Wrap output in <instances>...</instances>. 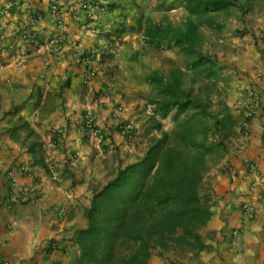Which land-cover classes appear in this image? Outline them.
Masks as SVG:
<instances>
[{
	"label": "crops",
	"instance_id": "1",
	"mask_svg": "<svg viewBox=\"0 0 264 264\" xmlns=\"http://www.w3.org/2000/svg\"><path fill=\"white\" fill-rule=\"evenodd\" d=\"M71 1L0 0V258L78 264L85 209L113 177H105L113 159L131 150L119 122L138 126L141 91L167 98L162 88L190 82L194 71L223 82L225 93L200 185L206 247L174 245L149 264H264V0L198 13L186 0H97L93 15L68 11ZM188 26L192 46L176 36ZM118 102L125 108L114 119ZM87 112L102 142L85 132ZM246 202L254 213L244 219Z\"/></svg>",
	"mask_w": 264,
	"mask_h": 264
},
{
	"label": "trees",
	"instance_id": "2",
	"mask_svg": "<svg viewBox=\"0 0 264 264\" xmlns=\"http://www.w3.org/2000/svg\"><path fill=\"white\" fill-rule=\"evenodd\" d=\"M186 2L191 12L198 13L222 10L238 0ZM184 32L179 30L177 39L192 46V27ZM179 84L167 85L162 91L172 94ZM183 95L184 101L157 102L161 117L177 107L171 132L155 139L141 159L120 167L94 193L85 209L88 226L76 237L81 249L78 264H149L156 250L170 244L199 250L206 247L199 230L210 212L202 204L199 190L206 157L214 145L198 138L200 131L207 137L210 130L208 125L201 128L207 110L193 102L190 92L183 91ZM22 126L29 128L27 122ZM32 134L33 129L28 130V136Z\"/></svg>",
	"mask_w": 264,
	"mask_h": 264
},
{
	"label": "rangeland",
	"instance_id": "3",
	"mask_svg": "<svg viewBox=\"0 0 264 264\" xmlns=\"http://www.w3.org/2000/svg\"><path fill=\"white\" fill-rule=\"evenodd\" d=\"M18 60L23 61L22 58H19ZM192 73L193 74L190 76L191 77L190 82L186 81L187 77H184L183 79H185V83L179 84L178 87L176 88V91L174 90L175 92H173L172 94L168 93L166 95L167 98L166 97L163 98L161 96L162 94L156 93L154 92V90H150V88H147L146 90L140 92L142 93L143 97L146 98L145 101L147 102H145L144 104H140L137 102L134 106H136L135 110H138V113L141 114L140 120L143 119V122L140 123L138 126L135 125L136 133L133 136V138L129 139L126 136H124V138L131 143L130 145L131 150L127 149L126 151H124L122 156L121 154L120 155L118 154V156L115 157V159H113L114 161L112 162L114 164L107 171L105 175L106 178L107 176L114 177L120 167H123L127 164L133 163L141 159L147 152L150 144L155 139H160L164 136L165 133L171 132V130L175 125L174 114L177 110V107H173L172 110L167 115V117H161L160 114L156 111V107H157L156 102H160V101L163 102L165 100L167 101V99L184 101L185 97L183 95V91L190 92L191 97L193 98L192 99L193 102L199 104L201 108L207 110L208 115L206 117L201 118L204 123L201 126V128L203 129L205 128V126L208 125L210 127V130L208 131L209 133L207 134V137H205V134H203V132L200 131V133L198 134V138L200 140H204V142H206L209 145L212 144L215 146V144L218 142V135L220 134L218 131L219 127L217 124L218 114L222 107V99L224 101V97H225V93L219 92L220 91L219 88L222 87L223 82L217 83L214 82V77H207V76L205 77V75L204 76L200 75L199 73L194 71H192ZM205 78L207 79L206 82H204L206 80ZM131 82H135V81L132 80ZM200 83L203 85V88H200L201 86ZM117 87H122V86L118 85ZM114 92L119 93L120 91H114ZM135 93H136L135 91H131L127 93V96L133 95ZM118 103L123 104V106L125 104L124 102L123 103L118 102ZM191 113L189 111L187 114L190 115ZM158 123L161 124L160 128H158ZM203 164L204 163L199 165V169L202 168ZM101 189L102 187L96 190L99 191ZM199 191L202 199V204H205V198H204L205 196L203 195V192L201 190ZM172 246H174V244H170L165 248H170ZM182 247L185 248V246ZM161 251L162 248L156 250L154 255L159 254Z\"/></svg>",
	"mask_w": 264,
	"mask_h": 264
},
{
	"label": "built area",
	"instance_id": "4",
	"mask_svg": "<svg viewBox=\"0 0 264 264\" xmlns=\"http://www.w3.org/2000/svg\"><path fill=\"white\" fill-rule=\"evenodd\" d=\"M98 7H99V1L97 0H88V1L72 0L71 3H69L68 5L67 10L70 12H75V11L80 10L87 15H93L94 8H98ZM262 35L264 36V30L262 31ZM17 62L21 63L23 61L18 60ZM93 74H94V71L91 70L90 75L88 76H92ZM254 102L258 104L259 100L255 99ZM123 111H124L123 104L118 103L116 107L113 109V111L111 112L112 118L119 119ZM251 115L252 113L249 112L246 118L248 119L249 117H251ZM83 125H84L85 132L90 137H93L94 139L98 141H102V139L104 138V135L102 134L101 130L98 128L97 124L95 123V119L91 113L89 112L85 113L84 119H83ZM247 126H248V121L246 120L243 123V129H247ZM119 127H120V131L122 132V134L129 139L133 138V136L136 133L135 124L132 121L119 122ZM248 166H249V170L252 173H254L255 175H258V169L254 162L248 161ZM226 170H229V169H226ZM9 176L11 178V181L14 183L16 181L14 172L13 171L10 172ZM12 198H14V195L10 197L9 200H12ZM253 213H254V207L248 202L244 203L243 204V218L244 219L250 218L253 215ZM49 244H50V247L53 249L58 248V243L55 240H51ZM0 264H10V261L0 258ZM168 264H180V262L177 259H172L169 261Z\"/></svg>",
	"mask_w": 264,
	"mask_h": 264
}]
</instances>
